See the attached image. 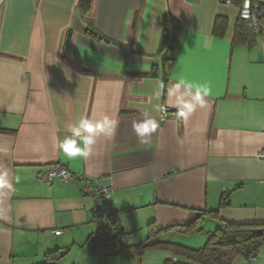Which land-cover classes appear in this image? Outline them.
Masks as SVG:
<instances>
[{"label":"crops","instance_id":"1","mask_svg":"<svg viewBox=\"0 0 264 264\" xmlns=\"http://www.w3.org/2000/svg\"><path fill=\"white\" fill-rule=\"evenodd\" d=\"M78 3L0 0V264H60L45 261L53 251L79 250L88 264L96 256L93 199L82 182L39 180L55 164L112 185L106 205L118 212L116 238L125 247L152 223L167 233L203 214L216 228L210 212L264 225V16L251 47L233 45L232 2L90 0L85 14ZM167 15L181 36L164 83ZM180 78L212 87L187 118L171 94ZM162 106L174 116L160 123ZM103 116L114 131L97 137L87 159L58 150L81 118ZM146 119L158 127L142 142L133 126ZM223 199L228 206L220 207ZM125 255L116 252L113 263L125 264Z\"/></svg>","mask_w":264,"mask_h":264},{"label":"trees","instance_id":"2","mask_svg":"<svg viewBox=\"0 0 264 264\" xmlns=\"http://www.w3.org/2000/svg\"><path fill=\"white\" fill-rule=\"evenodd\" d=\"M231 1L233 4L241 6L243 0H222ZM255 2L254 0H251ZM90 0H79L78 9L83 14L89 10ZM260 9L264 10V4H259ZM264 16V15H263ZM220 31V23L215 25V33ZM89 36L94 39L104 40L94 29L88 30ZM181 29L179 24L173 17L167 15L162 31V42L160 53L163 52L161 58V66L164 74V83L175 58V51L179 45ZM258 35L252 34L239 19L236 26L233 45L248 44L254 46ZM154 70V69H153ZM149 76H154L153 71ZM227 199L221 200L220 207L228 206ZM118 213V212H117ZM218 222V226L210 233L203 247L199 249H191L181 245L172 243H164L155 241L159 233L155 229L154 224L147 226V238L143 243L134 246H122L116 234H114V252L126 253L131 256L140 257L146 250H168L174 256L180 257V260L167 259L164 264H234L238 258L248 259L251 255L256 257V253L260 247L264 245V225H239L219 221L217 212L208 213ZM205 215L200 214L198 218L188 226L180 227L176 231L186 234H199L202 231V225L205 223ZM92 243V241H90ZM94 252V249H93ZM64 254L57 251L45 254L46 262H57Z\"/></svg>","mask_w":264,"mask_h":264},{"label":"built area","instance_id":"3","mask_svg":"<svg viewBox=\"0 0 264 264\" xmlns=\"http://www.w3.org/2000/svg\"><path fill=\"white\" fill-rule=\"evenodd\" d=\"M222 2L227 4L231 3V1ZM263 15L264 10L260 9L259 3L257 2L243 0L239 7V19L244 22L252 34L258 35L261 32V19ZM169 114L168 108L162 106L158 117L159 122H164ZM170 115L174 116L173 114ZM260 156L264 157V152ZM39 180L47 183L58 182L61 184H69L77 181L82 182L81 193L93 199L91 212L93 220L97 225V230L92 239L94 253L106 264L107 259L114 252V234L121 231L120 226L115 222L118 214L117 211L106 205L112 198V185L108 182H101L98 179L90 180L84 177H75L59 164L53 165ZM61 233L60 230L53 232L55 236H60ZM249 258L254 259L255 256L251 255Z\"/></svg>","mask_w":264,"mask_h":264},{"label":"clouds","instance_id":"4","mask_svg":"<svg viewBox=\"0 0 264 264\" xmlns=\"http://www.w3.org/2000/svg\"><path fill=\"white\" fill-rule=\"evenodd\" d=\"M212 87L210 82L197 83L180 78L173 85L171 94L175 97L177 115L187 118L197 105L203 106L204 98L211 94ZM115 121L108 116L93 120L91 118H81L71 127V136L58 140V150L68 159H87L92 151L96 139L100 135L111 136L114 131ZM134 131L142 142H147L151 134L158 127L153 119H146L134 124ZM0 182L3 178L0 177Z\"/></svg>","mask_w":264,"mask_h":264},{"label":"rangeland","instance_id":"5","mask_svg":"<svg viewBox=\"0 0 264 264\" xmlns=\"http://www.w3.org/2000/svg\"><path fill=\"white\" fill-rule=\"evenodd\" d=\"M215 229V225L209 222L202 225V231L199 234H186L179 231H170L167 233H160L156 236L155 241L172 243L176 245H181L191 249H199L205 244L207 237ZM138 235V234H137ZM133 237L130 242L132 243H122L124 245H138L142 243L147 237V233L140 234ZM118 257V256H117ZM117 257H109L106 264H114L117 262ZM123 257V256H122ZM77 259L78 264H88V261L84 254L80 253L79 250H73L67 253L63 258H61L60 264H72V260ZM93 259V260H92ZM89 264H104V262L97 256H93ZM125 264H164L167 259L180 260V257L174 256L168 250H146L140 257L125 255ZM234 264H264V245L259 248L254 259H244L238 258Z\"/></svg>","mask_w":264,"mask_h":264}]
</instances>
